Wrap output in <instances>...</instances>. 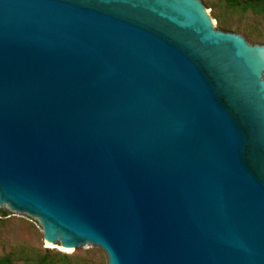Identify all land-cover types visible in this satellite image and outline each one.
I'll return each mask as SVG.
<instances>
[{
  "label": "water",
  "instance_id": "obj_1",
  "mask_svg": "<svg viewBox=\"0 0 264 264\" xmlns=\"http://www.w3.org/2000/svg\"><path fill=\"white\" fill-rule=\"evenodd\" d=\"M202 0H0V212L107 264H264V44Z\"/></svg>",
  "mask_w": 264,
  "mask_h": 264
},
{
  "label": "rangeland",
  "instance_id": "obj_2",
  "mask_svg": "<svg viewBox=\"0 0 264 264\" xmlns=\"http://www.w3.org/2000/svg\"><path fill=\"white\" fill-rule=\"evenodd\" d=\"M209 9L218 30L243 35L251 44H264V15L227 6L221 0H202ZM0 214V256H10L12 264H40L46 256L47 264H107V257L97 247L65 251L49 246L43 240L40 225L30 217Z\"/></svg>",
  "mask_w": 264,
  "mask_h": 264
},
{
  "label": "trees",
  "instance_id": "obj_3",
  "mask_svg": "<svg viewBox=\"0 0 264 264\" xmlns=\"http://www.w3.org/2000/svg\"><path fill=\"white\" fill-rule=\"evenodd\" d=\"M224 1L227 6L233 8H240L243 11H251L256 14L264 15V0H221ZM0 214L7 215V213ZM40 264H47L48 259L46 256L40 258ZM12 258L10 256H0V264H12Z\"/></svg>",
  "mask_w": 264,
  "mask_h": 264
},
{
  "label": "bare ground",
  "instance_id": "obj_4",
  "mask_svg": "<svg viewBox=\"0 0 264 264\" xmlns=\"http://www.w3.org/2000/svg\"><path fill=\"white\" fill-rule=\"evenodd\" d=\"M61 248V247H60ZM62 249V248H61ZM65 250V249H64ZM65 251H68V252H70L71 250H65Z\"/></svg>",
  "mask_w": 264,
  "mask_h": 264
}]
</instances>
